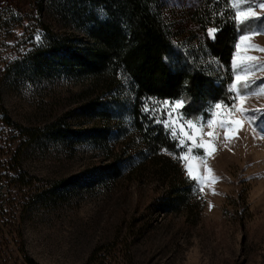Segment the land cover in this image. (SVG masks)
I'll use <instances>...</instances> for the list:
<instances>
[{
  "label": "rangeland",
  "instance_id": "1",
  "mask_svg": "<svg viewBox=\"0 0 264 264\" xmlns=\"http://www.w3.org/2000/svg\"><path fill=\"white\" fill-rule=\"evenodd\" d=\"M37 2L0 0V264H26L20 245L38 264H264V91H259L264 84V67L248 74L253 91L243 105L249 110L247 115L257 119L243 122L234 137H225L221 130L212 156H204V149L195 147L191 140L187 141L193 146L189 152L162 124L181 151L183 148L189 156L200 158L197 162L204 180L199 184L188 176L186 161L179 159L182 177L192 180L197 189L193 198L197 203L190 211L161 210L160 201L167 194L171 178L157 177L150 163H141L138 169L132 165L113 182L98 178L94 172L108 162L107 152L89 141L71 147L61 141L26 145L22 168L39 182L32 192L27 185L13 181L11 157L25 136L2 120L3 112L24 127L44 124L68 111L66 121L71 129L103 125L77 113V107L88 99L105 97L101 79L70 72L31 81L8 74V64L40 42ZM160 2L164 19L180 41L193 49H206L204 41L210 38L207 30L212 26L203 28L191 20L201 0ZM256 11L264 13L258 7ZM261 26L264 17L249 25ZM52 28L84 37L71 23ZM252 42L264 47V31ZM233 49V53L237 51L235 43ZM246 54L257 60L245 63L264 66V52L249 49ZM205 62L223 69L216 59L206 57ZM158 101L163 100H146L145 107L156 120L166 119L162 107L167 105H158ZM235 115L240 118L238 110ZM124 121L127 123V117ZM201 123L204 139H210L206 133L212 129L206 120ZM111 146L114 149L108 153L139 160L134 134L119 138ZM54 181L70 182L65 186L67 202L47 207L30 200L42 184ZM127 236L132 241L128 247L134 258L131 263L126 261L129 256L122 254L128 250L124 246ZM98 246L102 252L92 255Z\"/></svg>",
  "mask_w": 264,
  "mask_h": 264
},
{
  "label": "trees",
  "instance_id": "2",
  "mask_svg": "<svg viewBox=\"0 0 264 264\" xmlns=\"http://www.w3.org/2000/svg\"><path fill=\"white\" fill-rule=\"evenodd\" d=\"M101 7L109 13V19L98 18L96 9ZM36 8L40 42L20 59L10 62L8 74L31 81L70 72L101 79L105 97L88 99L77 107V113L103 125L71 129L66 121L68 111L44 124L24 127L3 112L2 120L25 136L11 157L13 181L27 185L32 192L39 182L22 168V150L26 145L61 141L71 147L76 142L89 141L107 152L108 162L94 172L98 178L113 182L132 165L138 169L141 163H150L157 177L171 178L167 194L160 201L161 210L190 211L197 203L193 201L197 189L192 180L182 177L184 172L178 159L181 148L163 125L155 122L151 111L143 109L146 100L178 98L183 94L190 100L183 111L189 117L204 116L210 103L228 99L230 61L238 29L228 18L231 13L225 0H201L191 13V20L201 27L220 29L215 40L204 41L206 49H193L180 41L163 17L160 0H38ZM221 11L225 12L223 17L219 15ZM62 22L71 23L84 37L52 28ZM206 57L216 59L223 69L206 63ZM127 134L138 139L139 160L108 153L114 149L111 145ZM69 183H44L39 192L30 195V200L47 207L64 204L68 200L65 186ZM128 238L124 242L128 250L122 254L129 256L126 261L131 263L134 258L130 257L133 253L128 247L132 241ZM101 248L95 247L91 254H100ZM18 249L26 264H38L23 246Z\"/></svg>",
  "mask_w": 264,
  "mask_h": 264
},
{
  "label": "snow or ice",
  "instance_id": "3",
  "mask_svg": "<svg viewBox=\"0 0 264 264\" xmlns=\"http://www.w3.org/2000/svg\"><path fill=\"white\" fill-rule=\"evenodd\" d=\"M225 4L231 13L228 18L238 29V36L235 42L237 51L232 56V77L228 86V99L221 98L215 104L210 103L208 112L203 117L193 116L192 119H188L187 113L181 111V109H185L190 104V100L186 95L182 94L178 98H165L162 102H157L158 105H167V107H162V114H165L167 118L159 119L155 122L169 128L173 137H179L181 144L188 148L189 152L192 151L193 146L188 145L187 141L191 140L195 147L204 149V156L207 157L214 154L215 145L221 135V130H223L225 137H234L243 122L254 123L257 119L255 115H247L249 110L244 108L243 105L246 97L251 95L253 91L248 74L258 67H264L245 63V61L257 60V57L246 54L249 49H257L264 52V47L252 42L254 36L264 31V26L260 28L249 27L252 20H260L264 17V13L256 11L257 7L264 10V0H225ZM96 13L101 21L110 18L109 13L103 7L97 8ZM219 15L223 17L225 12L221 11ZM219 30L217 27L208 28V36L215 40L216 33ZM238 53L242 54L238 55ZM184 87H188V81H185ZM259 91H264V84L260 85ZM148 110L147 107L143 109V111ZM237 110L240 118H236L235 113ZM153 111L155 110L153 109ZM203 120H206L208 128L212 129L206 133L210 138L207 140L204 139V124L201 123ZM189 131L192 134H189ZM178 159L186 161L185 169L192 180L197 181L198 184L203 183L204 177L200 173L201 164L197 162L200 158L196 155L189 156L182 148ZM203 167L209 173L212 172V169L207 164H204ZM211 179L215 180L218 177H212Z\"/></svg>",
  "mask_w": 264,
  "mask_h": 264
}]
</instances>
